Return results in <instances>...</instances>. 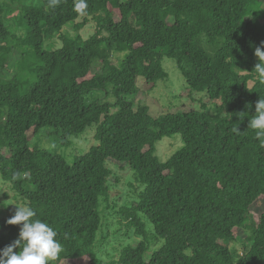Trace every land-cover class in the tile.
Wrapping results in <instances>:
<instances>
[{
	"label": "trees",
	"instance_id": "obj_1",
	"mask_svg": "<svg viewBox=\"0 0 264 264\" xmlns=\"http://www.w3.org/2000/svg\"><path fill=\"white\" fill-rule=\"evenodd\" d=\"M21 1L0 0V176L57 232L63 250L54 264H264V211L252 210L264 198V147L249 126L264 99L255 71L264 0H87L86 15L74 0H38L19 8L18 35L9 26ZM87 22L96 26L87 40L62 34ZM57 35L62 47L46 50ZM165 57L211 112L204 103L154 116L135 104L139 78H168ZM93 126L97 145L71 164L36 143L47 132L69 147ZM176 135L183 146L161 162L158 142ZM108 163L130 168L141 185L121 213L143 240L107 262L96 246L101 203L114 206ZM12 216L0 217V250L19 238ZM240 229L249 232L242 255L226 245ZM151 242L162 245L146 260Z\"/></svg>",
	"mask_w": 264,
	"mask_h": 264
},
{
	"label": "rangeland",
	"instance_id": "obj_2",
	"mask_svg": "<svg viewBox=\"0 0 264 264\" xmlns=\"http://www.w3.org/2000/svg\"><path fill=\"white\" fill-rule=\"evenodd\" d=\"M38 2V0H23L12 4L14 12L10 16L13 20L10 22L9 29L11 32L21 34L19 31V22L17 20L20 10L19 8L32 3ZM83 19H79L77 23H82ZM96 32L95 23L87 22L82 26L81 30H77L73 25L64 28L63 33L65 35L77 36L81 35L83 39H89ZM63 45L62 38L57 35L53 39H48L45 42L44 48L46 50H58ZM115 55L113 58L114 63H118L119 57ZM20 59V54L15 51L12 54L11 62L8 66L9 74L15 73L17 68V62ZM163 66L168 73V78L165 81H159L156 85H147L142 78L138 79V86L140 89L139 94L135 99L137 106H146L154 116H160L163 114L173 112H183L190 110H202V104L206 103L210 105V101L205 94L192 91L178 69L176 62L168 57L164 58ZM101 64L95 63V69H99ZM212 106H209L211 112ZM96 126L88 129L84 134L71 139L69 147H64L56 144L58 141L47 136V132H44L42 136L36 140V143L44 149L52 153L63 157L70 164L73 161L74 156H84L92 146L97 145L95 139ZM35 142V141H34ZM32 142V145L34 144ZM183 146V139L180 135H176L172 138H163L157 144V153L161 162H166L173 154H175ZM109 168L113 171V177L111 178L110 185L112 187V200L114 206L110 208L104 202L101 203V217H102V229L99 232L97 240V252L104 261H116L119 260L121 250L127 245L137 246L143 240L142 237L135 234V229L129 227V220H126L121 213L125 207H130L137 201V193L141 190V185L135 180L133 171L125 166L116 165L115 163H108ZM143 189V188H142ZM22 203L24 202L17 198L15 193L8 187L0 176V217H8L14 215L16 211L15 204L10 203ZM253 212L261 214L264 211V198L257 201L253 207ZM152 230V227H150ZM149 229V230H150ZM247 230H236L235 239L226 243V245L237 254H243V241L249 235ZM162 242H151L148 253L145 255V259L149 260L153 254V251L159 249ZM64 264H89V260L81 259L74 262H65Z\"/></svg>",
	"mask_w": 264,
	"mask_h": 264
},
{
	"label": "clouds",
	"instance_id": "obj_3",
	"mask_svg": "<svg viewBox=\"0 0 264 264\" xmlns=\"http://www.w3.org/2000/svg\"><path fill=\"white\" fill-rule=\"evenodd\" d=\"M61 0H49V6H57ZM87 0H74V11L86 15ZM255 55L259 62L255 66L258 79L264 83V51L256 48ZM249 126L261 147H264V99L256 102L253 118ZM239 133L238 129H235ZM15 204V214L7 220L9 225H20L19 238L11 245L0 250V264H54L59 259L63 248L57 239V232L49 224L36 217V212L28 204ZM18 249V251H14Z\"/></svg>",
	"mask_w": 264,
	"mask_h": 264
}]
</instances>
